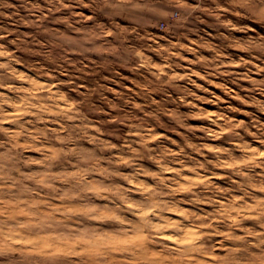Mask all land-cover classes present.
Instances as JSON below:
<instances>
[{
  "label": "clouds",
  "instance_id": "clouds-1",
  "mask_svg": "<svg viewBox=\"0 0 264 264\" xmlns=\"http://www.w3.org/2000/svg\"><path fill=\"white\" fill-rule=\"evenodd\" d=\"M0 264H264V0H0Z\"/></svg>",
  "mask_w": 264,
  "mask_h": 264
},
{
  "label": "rangeland",
  "instance_id": "rangeland-1",
  "mask_svg": "<svg viewBox=\"0 0 264 264\" xmlns=\"http://www.w3.org/2000/svg\"><path fill=\"white\" fill-rule=\"evenodd\" d=\"M194 123H199V122H194Z\"/></svg>",
  "mask_w": 264,
  "mask_h": 264
}]
</instances>
